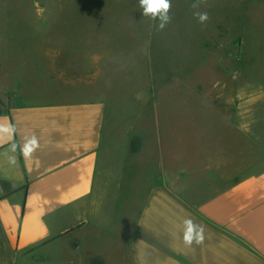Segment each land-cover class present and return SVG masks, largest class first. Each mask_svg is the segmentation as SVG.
I'll return each mask as SVG.
<instances>
[{
	"label": "crops",
	"instance_id": "0c3cea01",
	"mask_svg": "<svg viewBox=\"0 0 264 264\" xmlns=\"http://www.w3.org/2000/svg\"><path fill=\"white\" fill-rule=\"evenodd\" d=\"M24 33L0 36L19 54L0 59V124L14 128L0 134V240L15 264H264V169L224 188H184L178 181L200 166L227 175L237 160L195 155L192 168L195 156L179 166L152 148L148 169L135 172L144 188H98L109 143L103 69L88 50H47ZM32 136L40 146L25 157ZM178 167L188 177L175 178ZM123 209L128 220L114 217ZM187 219L203 226V243H184Z\"/></svg>",
	"mask_w": 264,
	"mask_h": 264
},
{
	"label": "rangeland",
	"instance_id": "374dc122",
	"mask_svg": "<svg viewBox=\"0 0 264 264\" xmlns=\"http://www.w3.org/2000/svg\"><path fill=\"white\" fill-rule=\"evenodd\" d=\"M193 2L171 0V22L157 30L139 0H0V36L26 32L47 50H88L93 66L101 65L109 143L98 188H144L135 172L148 169L152 148L179 166L195 155L237 160L227 175H205L195 156L194 177L175 168V178L188 177L178 181L184 188H224L264 169V0H205L198 9ZM195 11L207 12L208 21L199 23ZM17 56L0 42V59ZM120 201L127 203L126 194ZM137 206L138 199L130 203ZM14 258L0 240V264Z\"/></svg>",
	"mask_w": 264,
	"mask_h": 264
},
{
	"label": "clouds",
	"instance_id": "9594fccd",
	"mask_svg": "<svg viewBox=\"0 0 264 264\" xmlns=\"http://www.w3.org/2000/svg\"><path fill=\"white\" fill-rule=\"evenodd\" d=\"M202 3H205V0H194L191 7L193 9H198ZM139 4L142 9L143 16L149 17L153 21H157V30H163L171 22L172 17L169 14L172 8L171 0H139ZM193 15L201 24L205 23L209 19L207 12L195 11ZM11 132H14V128L11 125L4 126L0 124V134ZM0 139H2V136H0ZM39 146V140L37 137L32 136L25 141L21 152L23 156L29 157L39 148ZM13 149L15 150V145L13 146ZM184 223V243L187 245H192L193 243H203V226L196 224L191 219L185 220Z\"/></svg>",
	"mask_w": 264,
	"mask_h": 264
}]
</instances>
